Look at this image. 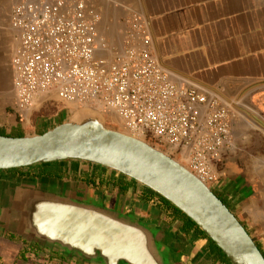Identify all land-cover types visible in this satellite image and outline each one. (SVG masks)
Listing matches in <instances>:
<instances>
[{"label": "crops", "instance_id": "crops-1", "mask_svg": "<svg viewBox=\"0 0 264 264\" xmlns=\"http://www.w3.org/2000/svg\"><path fill=\"white\" fill-rule=\"evenodd\" d=\"M19 1L0 0V128L8 134L13 132L25 137L42 135L63 122L58 113L42 115L38 109L28 115L31 120L26 123L22 118L25 114L16 110L12 58L18 43L17 31L11 26V13ZM115 4L124 13L142 16L154 52L165 68L193 83L220 91L233 106L239 107L243 98L253 109V113L248 109V115L257 127L233 110L236 119L231 154L226 153L215 163L224 178L214 191L223 197L264 251V116L258 111L261 106L264 113V0H117ZM242 140L248 142L250 150V157L244 161L232 157ZM40 166H57L66 178L39 177ZM27 169L23 176L14 178L7 173L8 177L1 180L16 183L23 179L51 178L86 184L103 196L116 194L132 213L164 230L178 264H232L189 221L183 217L176 219L164 205L157 206L148 199L150 193L143 185L120 173L74 160ZM34 169L38 172L29 174ZM85 177L102 185L87 182ZM104 179L127 183L130 188L124 193L114 184L107 187L102 183ZM0 264L84 263L0 231Z\"/></svg>", "mask_w": 264, "mask_h": 264}, {"label": "water", "instance_id": "water-1", "mask_svg": "<svg viewBox=\"0 0 264 264\" xmlns=\"http://www.w3.org/2000/svg\"><path fill=\"white\" fill-rule=\"evenodd\" d=\"M81 109L42 134L0 136V171L83 161L118 172L189 217L232 264L264 255L229 207L186 167L147 142L107 127ZM51 178L0 180V231L84 264H178L164 230L120 198Z\"/></svg>", "mask_w": 264, "mask_h": 264}, {"label": "built area", "instance_id": "built-area-1", "mask_svg": "<svg viewBox=\"0 0 264 264\" xmlns=\"http://www.w3.org/2000/svg\"><path fill=\"white\" fill-rule=\"evenodd\" d=\"M90 0H20L11 26L16 110L43 99L114 115L130 136L172 155L214 190L215 167L232 149L233 105L220 91L165 68L142 16L128 14L120 36L101 34Z\"/></svg>", "mask_w": 264, "mask_h": 264}, {"label": "rangeland", "instance_id": "rangeland-1", "mask_svg": "<svg viewBox=\"0 0 264 264\" xmlns=\"http://www.w3.org/2000/svg\"><path fill=\"white\" fill-rule=\"evenodd\" d=\"M90 1L95 5V7L98 10L100 17H101V23L99 25L100 33L106 34V35H111V36L119 38L121 22L123 21V19L128 14H130V12L124 13L123 11H121L120 10L121 8L115 4V2H117V0H90ZM258 98H259V96H258ZM42 102H45V103L42 104ZM235 102L237 103V101H235ZM43 105H45V106H43ZM38 109H39V112L42 113V115H47V114L56 115L58 113L61 116L60 121H62L64 123L71 118L72 114L75 111L81 110V109L87 110V109H90V107H78V106L73 105V104H66V103L60 102L59 100H56V97H49L47 99L41 100L33 110L26 111V112L22 113V115L25 114V116L22 117L23 121H26V123H29L30 122L29 120H31V119L28 118V115L31 114L32 112L38 110ZM233 109L235 112L239 113L241 115V117L247 121V123H248V119H249L252 122V124L255 127H257L258 124L254 123V120L251 119V117L248 115V109L250 110V113H253L254 111L250 106H248L247 100H243V98H242V102H241L240 106L236 107L234 105ZM258 111H259V115H261L263 117L264 113H263V109L261 106H258ZM98 112H100L99 114L102 117V119L104 120V122L106 123L108 128L116 130V131H120L123 133H127L123 130L120 121L114 115L106 114V113H103L101 111H98ZM234 150L235 151H233V153H232L233 158L237 157L238 160L244 161L245 159H248L250 157V156H248V153L250 152V150H248V142H244V140H242V142L240 141L238 144V148H236ZM230 154L231 153H229V155ZM169 156L177 161V159H175L174 156H172V155H169ZM181 164L184 165L185 163L182 162ZM83 165H85V169H87L88 166L86 165V163ZM89 167H91V166H89ZM37 172H38V170L34 169V170H31L29 172V174L31 173L33 175ZM219 172L221 174V178L219 180V182H220L221 179L224 178V173L222 171H219ZM5 177H8V174L4 171H0V180L2 178H5Z\"/></svg>", "mask_w": 264, "mask_h": 264}, {"label": "trees", "instance_id": "trees-1", "mask_svg": "<svg viewBox=\"0 0 264 264\" xmlns=\"http://www.w3.org/2000/svg\"><path fill=\"white\" fill-rule=\"evenodd\" d=\"M0 136L14 137V138L23 137L22 134H17V133H13V132L11 134H8V133H6V131L4 129H1V128H0ZM38 168L40 169V171L38 173L39 177H53V178H59V179H62L63 177L66 178L65 175L63 174V172L61 170H59L57 168V166H48V167L40 166ZM27 170H29V169H27V168L14 169V170L6 171V173L10 174L11 177L15 178V177L23 176L25 171H27ZM122 176H124V175H122ZM124 177H126V176H124ZM104 180H102V183H104L107 187L110 186V184H114V187L122 188L124 193H126L130 188V185H128L127 183H119V182H115V181L112 182L110 180H105V182H104ZM143 187H145V186H143ZM145 189L150 193L149 194L150 197H148V199L150 201H153L159 207H161L162 205L168 207V209L171 210V213L173 215H175L176 219H178L179 217L185 218L187 221H189L191 227L197 228L199 231H201L207 237V235L189 217H187L182 211H180L172 203H170L168 200H166L162 196L158 195L157 193L153 192L152 190L148 189L147 187H145ZM213 192L218 196L216 191L213 190ZM222 201L226 204L225 200H222ZM256 244H257L258 248L260 249V251L262 252V254L264 255V251L262 250L261 246L257 242H256Z\"/></svg>", "mask_w": 264, "mask_h": 264}, {"label": "flooded vegetation", "instance_id": "flooded-vegetation-1", "mask_svg": "<svg viewBox=\"0 0 264 264\" xmlns=\"http://www.w3.org/2000/svg\"><path fill=\"white\" fill-rule=\"evenodd\" d=\"M85 180H86L87 182H92V183L96 184L97 186H98V185H99V186L102 185L100 181H90V178H89V177H88V178L85 177ZM217 194H218V193H217ZM218 196H219V198H221V200H224L223 197H222L220 194H218Z\"/></svg>", "mask_w": 264, "mask_h": 264}, {"label": "bare ground", "instance_id": "bare-ground-1", "mask_svg": "<svg viewBox=\"0 0 264 264\" xmlns=\"http://www.w3.org/2000/svg\"><path fill=\"white\" fill-rule=\"evenodd\" d=\"M123 133V132H122ZM125 134H127V135H129L128 133H125ZM138 139V138H137ZM140 140H142V139H140ZM142 141H144V140H142ZM149 144V143H148ZM150 145V144H149ZM158 150V149H157ZM160 151V150H159ZM162 152V151H161ZM164 153V152H163ZM165 154V153H164ZM167 155V154H166ZM169 156V155H168ZM178 162V161H177ZM180 163V162H179ZM181 164V163H180ZM182 165V164H181ZM182 166H184V165H182ZM185 167V166H184Z\"/></svg>", "mask_w": 264, "mask_h": 264}]
</instances>
